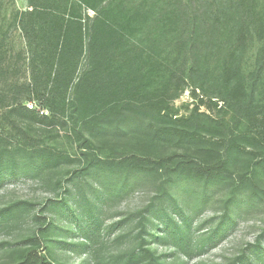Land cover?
I'll use <instances>...</instances> for the list:
<instances>
[{
	"label": "trees",
	"instance_id": "trees-1",
	"mask_svg": "<svg viewBox=\"0 0 264 264\" xmlns=\"http://www.w3.org/2000/svg\"><path fill=\"white\" fill-rule=\"evenodd\" d=\"M2 2L0 15L6 9ZM144 5L138 0H28L14 21L26 40L30 77L13 92L38 101L47 113L14 98L8 116L51 128L70 123L98 148L110 140L147 148L118 162L137 173L160 174L168 182L238 178L258 195L264 179V0H172L162 28L169 39L159 46L158 31L147 25L155 11ZM255 44L257 55L248 67L246 54ZM213 60L220 72L208 95ZM160 70L163 80L149 84ZM189 86L194 96L202 89L209 98L179 115L173 101ZM202 105L221 117L201 111ZM154 147L184 152L153 156ZM240 162L243 169L235 171ZM100 163L107 162L96 158L92 166ZM183 229L178 226L162 239L184 243ZM219 230L212 229L205 241H213ZM19 264L52 263L29 251ZM109 264L166 263L140 242Z\"/></svg>",
	"mask_w": 264,
	"mask_h": 264
},
{
	"label": "rangeland",
	"instance_id": "rangeland-1",
	"mask_svg": "<svg viewBox=\"0 0 264 264\" xmlns=\"http://www.w3.org/2000/svg\"><path fill=\"white\" fill-rule=\"evenodd\" d=\"M138 2L154 9L147 25L159 33L156 45L165 43L169 33L162 28L172 0ZM2 3L6 9L0 15V264H19L29 251L52 264H109L140 242L166 264H264V179L258 182V195L239 185L238 178L204 183L178 177L168 182L163 175L137 173L118 163L130 153H145L147 148L133 142L110 140L98 148L94 141L83 140L70 123L51 128L9 117L14 98L33 104L40 113L46 109L13 92L15 84L30 77L26 40L14 21V13L25 9L28 0ZM256 46L246 54L248 67L257 55ZM210 66L208 95L220 72L216 60ZM151 80L149 84H159L161 70ZM192 91L189 86L173 101L179 115L209 98L202 89H196V96ZM200 108L221 117L217 109ZM161 152L184 151L154 147L152 155ZM96 158L107 163L92 166ZM242 169V162L234 167ZM178 226H184V243L162 239ZM215 228H220L218 235L205 241Z\"/></svg>",
	"mask_w": 264,
	"mask_h": 264
},
{
	"label": "built area",
	"instance_id": "built-area-1",
	"mask_svg": "<svg viewBox=\"0 0 264 264\" xmlns=\"http://www.w3.org/2000/svg\"><path fill=\"white\" fill-rule=\"evenodd\" d=\"M28 107L29 108H33L34 107V105L33 104H28ZM44 111H42V113H43ZM47 113V112H46Z\"/></svg>",
	"mask_w": 264,
	"mask_h": 264
}]
</instances>
